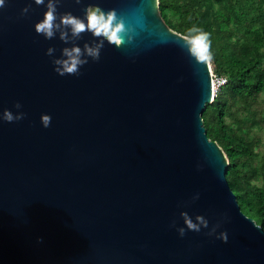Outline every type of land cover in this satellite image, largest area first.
Segmentation results:
<instances>
[{
    "label": "water",
    "instance_id": "1",
    "mask_svg": "<svg viewBox=\"0 0 264 264\" xmlns=\"http://www.w3.org/2000/svg\"><path fill=\"white\" fill-rule=\"evenodd\" d=\"M97 4L125 17V43L63 76L47 49L59 56L65 42L35 29L46 7L0 9V113L18 100L27 113L0 119V264H264V228L242 211L202 118L214 100L207 53L192 54L159 0H63L59 11ZM185 211L209 228L227 214V240L180 236L172 222Z\"/></svg>",
    "mask_w": 264,
    "mask_h": 264
},
{
    "label": "trees",
    "instance_id": "2",
    "mask_svg": "<svg viewBox=\"0 0 264 264\" xmlns=\"http://www.w3.org/2000/svg\"><path fill=\"white\" fill-rule=\"evenodd\" d=\"M159 7L181 35L193 25L208 33L204 51L228 82L206 106L204 125L229 159L227 180L242 211L264 228V0H159Z\"/></svg>",
    "mask_w": 264,
    "mask_h": 264
},
{
    "label": "clouds",
    "instance_id": "3",
    "mask_svg": "<svg viewBox=\"0 0 264 264\" xmlns=\"http://www.w3.org/2000/svg\"><path fill=\"white\" fill-rule=\"evenodd\" d=\"M84 0H75L76 4L83 5ZM36 5L45 6L46 11L43 18L35 24V29L46 39L56 38L65 42L60 51L59 56L54 55L57 51L55 46H49L47 54L51 57L55 66V71L60 75H80L82 66L89 63V60L99 61L101 59L102 50L106 42L115 46H121L125 43L124 34L129 32L126 25L125 17L120 14L118 9H105L100 5H90L83 9V15H76L72 11H59V6L63 0H34ZM7 0H0V9L5 8ZM32 9V3L27 4L20 15L26 16ZM85 33L91 34L90 40H85L83 46L78 41L84 38ZM208 41V33L201 28L193 25L187 30L185 43L192 54L203 58ZM16 112L10 108H5L0 113V119L8 122L19 121L26 117L27 113L23 111V104L18 100L14 105ZM52 116L49 113L41 114V122L44 127L51 125ZM200 193L193 195L192 200H198ZM184 224L177 225L175 221L172 226L177 228L180 236H184L188 230L196 232L202 229H209L207 235L216 236V238L227 240V230L218 231L222 224L228 219L227 214L224 218L218 220L216 224L209 228V219L200 214L193 218L189 213L182 212ZM39 241H43V237H38Z\"/></svg>",
    "mask_w": 264,
    "mask_h": 264
},
{
    "label": "built area",
    "instance_id": "4",
    "mask_svg": "<svg viewBox=\"0 0 264 264\" xmlns=\"http://www.w3.org/2000/svg\"><path fill=\"white\" fill-rule=\"evenodd\" d=\"M211 76H212V84H213V94L215 97L221 92L222 88L227 85V78L214 72L211 67ZM214 101V100H213Z\"/></svg>",
    "mask_w": 264,
    "mask_h": 264
},
{
    "label": "rangeland",
    "instance_id": "5",
    "mask_svg": "<svg viewBox=\"0 0 264 264\" xmlns=\"http://www.w3.org/2000/svg\"><path fill=\"white\" fill-rule=\"evenodd\" d=\"M210 64H211V67H212L213 71L215 72V67H214V65H213L211 60H210ZM258 107L263 112V115H264V93L260 96ZM259 135L263 139V143L261 145V152L264 153V132H259Z\"/></svg>",
    "mask_w": 264,
    "mask_h": 264
}]
</instances>
